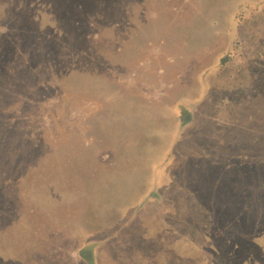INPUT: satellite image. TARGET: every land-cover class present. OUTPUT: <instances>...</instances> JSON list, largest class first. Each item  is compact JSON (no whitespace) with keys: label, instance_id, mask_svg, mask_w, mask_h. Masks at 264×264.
<instances>
[{"label":"rangeland","instance_id":"374dc122","mask_svg":"<svg viewBox=\"0 0 264 264\" xmlns=\"http://www.w3.org/2000/svg\"><path fill=\"white\" fill-rule=\"evenodd\" d=\"M1 92L0 264H264V0H0Z\"/></svg>","mask_w":264,"mask_h":264},{"label":"trees","instance_id":"16d2710c","mask_svg":"<svg viewBox=\"0 0 264 264\" xmlns=\"http://www.w3.org/2000/svg\"><path fill=\"white\" fill-rule=\"evenodd\" d=\"M35 39H37V41L39 42L38 43V45H39V49H37V50H39L40 52H41V54H42V57L45 59L46 58V56H48V54H50V49L48 48L49 46H47L48 44H47V42L46 41H41V40H45L42 36H38V37H36ZM46 42V43H45ZM43 46V47H42ZM45 47V48H44ZM9 52L10 53H12V54H15V51L14 50H9ZM45 62L47 63V59H45ZM32 63V62H31ZM46 63H44V61H42V63H41V65L39 66V67H37L36 66V64L33 62V66H35V72H34V74H32V73H30L31 75H30V78H28V76L29 75H27L26 77H24V79L22 80L23 81V83H28V86H30L31 88V93H32V95H37L36 93H38V91H41V84H43V82H41L40 83V86L37 84V85H35V84H33L32 86L30 85V83L29 82H32V80H34V79H36L37 78V76H38V72H37V70L38 69H41L42 71L40 72V74L41 75H43V74H45V73H47V72H49L50 70H48L47 69V66H48V68L49 69H51L50 67H49V64H46ZM33 66H28L29 67V69H31ZM9 68V67H8ZM7 68V69H8ZM34 69V68H33ZM32 70V69H31ZM33 71V70H32ZM24 72H21V74H23ZM39 74V75H40ZM13 75V72L12 73H9L8 74V76H12ZM32 75H34V76H32ZM15 76V75H14ZM13 77V76H12ZM22 77V76H21ZM32 79V80H31ZM23 85H25V84H23ZM2 94H0V104L2 105V106H5L10 100H13V98H11L12 97V94L9 92H1ZM30 93V92H29ZM31 100V99H30ZM29 100V101H30ZM184 113V116H188L187 115V113L186 112H183ZM184 123V122H183ZM7 130H6V137L5 138H9L10 137V135L11 134H13L10 130H11V128H9V127H7L6 128ZM12 138H14L13 136H11ZM24 140V139H23ZM9 154V153H8ZM1 156H2V154L0 155V158H1ZM2 159H3V157H2ZM11 159L7 156V160H5V161H3L2 160V162L3 163H14L13 161L11 162L10 161ZM10 161V162H9ZM14 172V171H13ZM19 175V174H18ZM214 179L216 180L217 178H216V176L214 177ZM0 180H1V183H0V189L2 190V191H6V190H8L9 189V182H10V180H11V178H2V177H0ZM5 187H7L8 189H4ZM5 193V192H4ZM89 252V251H88ZM88 252L87 251H79V256H80V258L82 259V260H89V258L87 257V255H88Z\"/></svg>","mask_w":264,"mask_h":264}]
</instances>
